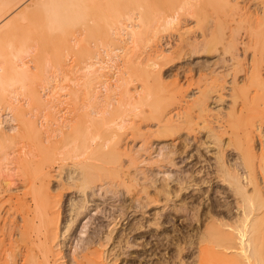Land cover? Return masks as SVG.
<instances>
[{
  "label": "bare ground",
  "instance_id": "obj_1",
  "mask_svg": "<svg viewBox=\"0 0 264 264\" xmlns=\"http://www.w3.org/2000/svg\"><path fill=\"white\" fill-rule=\"evenodd\" d=\"M177 1L175 2L179 5L175 6L172 0H0V104L7 106L5 110L9 111L12 120L19 122H17L19 124L18 131L20 128L22 134H32L31 136H34L35 140H40L39 137L41 136H39L38 123L36 122V125L31 118L27 117L25 108L24 110L15 104L18 103L20 93L23 94L24 91L28 92L31 99L30 103L33 102L36 106L45 103H43L44 97L43 99L40 97L41 94L39 95V91L33 88L34 86L31 89H27V86L28 91H22L27 81L31 82L29 78L34 75L31 70L38 72L42 68L45 55L44 45L41 46L42 43L56 40L55 47L58 48L56 49L59 53L56 52V55L63 57L62 53L65 49L69 50L73 56L93 54V50L88 47L91 35L95 34L100 40L107 41L110 46L106 51L107 61H100L95 57L89 61L85 60V66L81 71H84L86 76L90 75L89 77H91V74L94 76L105 70L116 71L117 62L121 58L123 59L122 54H125L129 45L136 48L141 42L149 43V40L157 38L156 36L159 34L170 33L169 35H171V32L175 30L179 34H177L178 41L174 47L170 46L168 41L163 42L164 44H162L166 48L159 45L160 47H155L153 54L143 57V60L140 59L136 65L132 64L135 68V74L121 73L119 69L112 74V77L116 79V73H121L118 77L120 81L117 80L119 84L113 88L118 89L122 98H125L124 104L129 108V110H125L130 111L128 114L133 113L131 118L125 122L110 124L104 130L107 132L104 135L106 137H103L100 136L99 132V135L94 134L93 132L98 130L91 128L96 127V123L100 124L98 125L99 129H101V124L104 125L102 118H97L100 113H89L88 116L85 114L87 116L84 117L85 121L80 117L79 124H83L82 119L87 126L88 124L91 125L88 128L95 131L90 133L91 129L90 131L88 128L87 131L84 129L85 124H83L84 127L77 124V127L84 129V133L82 129H79L80 134L81 132L83 134L81 136L78 129L77 131L75 129L74 133H78L75 136L78 137L77 135H79L81 138H77V140L72 135L68 139L70 142L68 141L66 144L68 147H71V144L74 146L72 145L73 147L69 152L65 151V149H69L67 146L66 148L63 147V153H66L63 156L59 147L62 141L55 142L59 144L57 147L60 151L56 150L55 152L58 155L60 153L61 161L63 160L61 162L63 165L61 164L58 168L64 172V175L59 177L60 184L56 194L51 193L48 188L51 179L50 172L46 170L47 168L37 165L38 169H34V173L31 174L32 176L30 175L33 179L26 178L32 172L28 170L29 173H25L24 171L27 174V176L24 174L26 176L24 177L30 181L28 182L22 173V178L25 180L20 181L21 185L15 189L19 191L30 189L33 199L30 197L31 195L29 197L32 204L28 203L29 199L25 200L27 198L23 199L24 202L21 199L22 194L24 197V194H30V191L13 195L11 189H7L10 192L7 196L0 195V264H116L122 255L123 258L126 257L124 259H130L128 251L133 245H131L128 235L132 232V226H130L131 229L128 227V232L125 229L124 234H120L117 226L125 216L124 213L127 208L145 209L148 205L158 202L155 195H162L165 198V201L169 203L168 206L172 209V213L173 210L177 211V208L197 210V229L192 233L187 231L188 233H185L186 240L183 238L188 245L194 244L196 246L197 255L192 258V262H188L186 256L183 257L182 254L186 246L182 247L181 237V239H175L176 242L174 241L172 256L166 258L164 253L156 259V262H151L150 258H147L148 253L145 250L149 242L145 241L143 245L141 244L143 249L140 250L144 251L145 257L142 252H138L137 264H264V75L261 73V66L264 65V0L262 2L263 45L255 51L252 57V66L247 70L244 68L245 74L242 79H238L236 73L246 64L242 57L243 54L241 56L239 52L241 44L239 34L235 35V32L229 37L225 48H223L222 56L214 62L192 65L186 68L183 65L184 68H175L165 77L161 76L165 65L172 64L182 57V50L190 48L191 56L205 53L206 44L203 46V41L207 39L206 37L210 33V28L204 27L206 25L205 22L203 23L204 17L201 20L205 25L194 18L197 28L198 24L201 23L199 24L201 25L199 31L207 30L203 34L202 31L200 36L191 33L193 31L190 28L191 31L185 30L186 26L184 23L182 24L183 21L181 20L183 15L191 16L190 13L193 17H198L199 5L204 4L203 1L205 2V0ZM212 1L220 4L225 10L227 8L233 16L241 14L238 1L211 0L209 3ZM166 5L171 6L170 10L166 9L169 8ZM156 6L158 9H155ZM162 6H164V10L166 9L165 12L162 11V8V10L160 9ZM243 17L250 19L251 16L241 14V18ZM210 20L209 23L205 19L209 26L214 23ZM71 28L77 29L78 36H83V38L79 39L76 35L74 37L68 36ZM25 33L28 34L27 38L24 37ZM24 39L31 41V45L24 44ZM84 57L87 58L88 56ZM124 58L126 59V56ZM59 61L61 62V60ZM63 64L70 68L65 61L62 62L61 66ZM136 69L140 71L141 76L139 78L137 77L139 72L136 74ZM126 74L130 75L131 79L127 78L128 76L125 78ZM114 75L116 76L114 77ZM134 76L141 84L138 85L139 87L130 89L129 83L132 84V82H129V79L132 80ZM89 77H84L86 78L85 81L89 80ZM228 77L230 80H227ZM165 79L167 80L165 81ZM195 79L198 80L196 84L193 82ZM188 80L190 82H187ZM255 82L263 85L260 93L251 95L252 99L247 98L248 96L245 97L247 92L249 94V86ZM48 83L50 84V82ZM29 84L27 83V85ZM193 87L196 88L193 89ZM50 91L49 93H52ZM242 96L247 100L250 99V101L243 100L244 97ZM21 102L24 103L25 101ZM257 102L261 103L257 105ZM146 105L148 109L144 108ZM254 105L256 108L253 107ZM47 106L45 105L44 108ZM150 120L156 122L154 130L148 124ZM71 121L68 120L69 123ZM76 121L75 123H77ZM69 126L70 124L63 125L66 129ZM74 126H71L72 129ZM71 127L68 128L71 130L70 133L65 131L67 135L62 133V130L65 129H62V126L56 132L69 138L73 132ZM126 130L130 131L126 137L131 138L132 141L130 142H124L126 139L124 141L122 139L123 133H128ZM2 131L0 143L4 144L1 140L7 141L5 144L8 141L11 143L14 138L9 137L6 131L5 134L3 129ZM20 132L18 136L21 134ZM26 135L25 139L28 138ZM73 137L76 141L71 140ZM137 138L142 139V143L138 144L139 146L132 145ZM152 138H158V140L163 138L164 140L163 143H156L157 145H155L150 142ZM48 140L50 139H46L47 143L50 142ZM44 141L38 142L45 149ZM54 141L52 144H55ZM77 141L79 142L75 143ZM63 142L65 144V141ZM50 143L48 148L51 150L50 146L54 145ZM69 143L71 144L69 145ZM40 145L37 144L35 150H42L41 147L38 148ZM4 146L1 147V151L6 148ZM13 146L11 143L12 149ZM57 147L54 146L56 149ZM154 147L155 149H153ZM24 150L26 149H21V152H18L20 154L18 158L25 168L32 165L33 170V157L36 158V152L35 150L33 152V149H31L32 152L30 149L29 152ZM44 153L45 151L42 152L43 156ZM47 153H45L46 157ZM50 153V156L54 155ZM209 153L211 154L210 157L207 156ZM54 157L52 161H54ZM124 158L125 161H123ZM19 159L15 162L20 167L23 164L18 163ZM49 159L52 163L51 158ZM56 159L58 161V158L55 157ZM66 160H70L71 165L66 164V166L64 164ZM24 167H20L19 172ZM65 167L67 169H64ZM131 169L135 170L131 171ZM96 172L99 174H94ZM100 172L103 175L104 173L110 174L112 178L115 176L117 181L119 178L120 184H111L110 182L100 185V183L99 186L91 187V184L94 183L92 180L101 177L99 176L101 175ZM94 175L95 177H93ZM114 178L113 181H115ZM134 185L140 187V192L136 195L141 194L144 197L137 195L138 198H134L136 203H132L134 205L125 206L122 197L124 193L119 188L124 186L130 190L129 187ZM66 189H73L74 194L78 193L76 194L78 195L77 198L67 199L69 200L67 209H65L66 202L62 206L61 201L63 197L61 192ZM149 189L153 190L155 197L150 196ZM97 191H103V193L101 192L102 194L99 195ZM106 194H111L117 203L115 204L112 200L114 205L111 204L112 202L110 203L114 206L112 212L117 214L113 215L110 212V214L112 213L111 221L107 225L103 223V226L100 223L102 220L98 221L100 215L97 214L103 213L101 208L98 210L100 204L97 203L98 206H94V204L92 208L89 202H95L96 198L104 197L103 195ZM216 194L219 195V199L222 198L223 200L214 201L213 196ZM91 196L97 197L89 201L91 198L88 197ZM229 197H231L230 201ZM205 201L208 203L203 207ZM4 202H8L6 206L9 209L6 210L9 211L6 213L11 214L9 220L6 218L9 215H5L6 220L3 218L4 210L2 209L4 206L2 207V205H5ZM177 202H180V205ZM200 207H202L201 212L198 211ZM92 211L95 215H99V218H95ZM17 215L20 217L17 218ZM103 215L106 214L103 213ZM87 217L89 219L94 217L93 222L97 220L98 228L94 227L92 228L93 231H89L87 227L89 219ZM125 219L126 217L123 218V220ZM82 221L84 223L81 224ZM141 227L143 228V226ZM162 229L164 231V228ZM137 232L140 233L141 231L138 230ZM144 235L140 234L141 239L144 238ZM176 235H174L175 238ZM7 236L8 238H6ZM155 237L156 240L160 239L158 236ZM71 239L72 241L76 240V242L71 241V245H75L71 246L73 251L70 250L71 256L69 258L64 248ZM122 243L124 245H121ZM155 244L158 247L156 242ZM160 246L162 245L159 244ZM166 248L168 249V247Z\"/></svg>",
  "mask_w": 264,
  "mask_h": 264
},
{
  "label": "rangeland",
  "instance_id": "obj_2",
  "mask_svg": "<svg viewBox=\"0 0 264 264\" xmlns=\"http://www.w3.org/2000/svg\"><path fill=\"white\" fill-rule=\"evenodd\" d=\"M175 1H177V0H175ZM175 1L173 2V0H172V2L174 3V5L177 6V4H178L177 2L178 1L177 2H175ZM180 1H183V0H179V2ZM210 1L211 0H209V1L208 0H205L206 3L203 1V3H204V4H202L203 7H202L201 4H200L201 6L199 5V10H198V17H199V19H198V17H193V15L191 13H190L191 16H189L187 14L188 17L185 16V15H183L182 18H181V20L183 21L182 24L184 23L185 26H186V29L185 30H187L189 28L192 29L193 32H191V33L195 34L196 36H198V35L200 36L201 32L203 31V29L199 31V29L201 28V25H199V24L202 23V20L201 19L203 17L207 20V22H209L210 19L212 20V22L214 21V23H211L212 24V27H210L211 24H210V26L207 25L210 22L207 23L205 21V19L203 20V23L205 22L206 25L202 23L203 25H205L204 27L208 26V28H210V33L208 34V37H206L207 39H205L203 41L204 42L203 43V46L206 44L205 45V47H206L205 53H201V54H197V55L191 56V54H190L191 51H189L190 48H186V49L182 50V57H183V59H181L182 58L181 57L180 59H177L174 62H172V64L165 65L163 67L164 68L163 71L161 72V76L163 75L165 77V75L170 74L172 71H174L175 68H179V67L182 68L183 65L186 68V67H189V66H192V65L197 66V65H200V64H204V63L207 64V63L214 62L216 59H218L219 57L222 56V50H223V48H225V45L228 42L229 37L233 34V32H235L234 33L235 35L236 34H239L238 36H239L240 42H241V44L239 46V48H240V51L239 52H240L241 56L243 54L242 57H243L244 62L246 64L242 69L237 70V73H236L237 78L238 79H242L244 77V74H245L244 68L247 70L248 68H250L252 66V57H253L255 51H257V48H261L262 45H263L262 44L263 43V23H262V21H263V6H262L263 5L262 4L263 0H232V1H238L239 8L241 9L240 13L242 15H244V14H247L248 15L249 14V17L251 16L250 19L248 17L241 18V14H239L238 16H233L231 14V12H229V10L227 8H226V10H227L226 11L225 8H222V6L220 4L214 3L213 1H212V3H209ZM167 6L168 5H166V7ZM163 7L164 6L160 7V9L161 8L163 9ZM168 7L169 8H166V9L170 10V7L171 6H168ZM155 9H158V6H156ZM166 9L165 10L163 9L162 11L165 12ZM161 10H159V11H161ZM182 12L184 13V11H182ZM228 13H230V14H228ZM205 14H206V16H205ZM235 15H237V14H235ZM200 16H202V17L200 18ZM228 16H229V18H228ZM234 17H235V19H233ZM194 18L195 19L197 18L196 21H201V23L198 24V28H197V25L195 26V22L196 21H195ZM213 18H214V20H213ZM251 18H252V20H251ZM176 31L177 30L171 32V35H169L170 33H165L166 35L164 33L159 34L158 36H156L158 39L157 38H154V39L152 38L153 40H149V43L148 42L146 43V41L145 42H141V43H139L138 47H136V48L133 47L132 45H129L128 46V50H127L128 52L126 51L125 54H122L124 57L126 56V59L123 57V59L121 58V60L119 62H117L118 64H117V68H116L117 70L116 71H118V69H119V71L121 73H124V72L127 73V72H129L128 74L133 75V73L135 71L134 70L135 68H134V66L132 64H135L136 65V63L140 59H142L143 57H146L147 55L153 54L152 52L155 51V47L158 48V47H160L159 45H162L164 47L163 44L166 41H168L171 44L170 46H173V47L177 44L176 41H178L177 40L178 39L177 36L179 34L177 33L178 31L177 32ZM181 32H183V31H181ZM206 32H207V30H204L202 32V34L203 33H206ZM75 35H76V37L78 36L77 29H74V28L69 29L68 36H70V37L73 36L74 37ZM93 36L92 35L90 36L89 43H88L89 49H92L93 50V54H91V55L90 54L89 55L84 54L82 56L81 55H79V56H73L69 50H66L65 49V50H63V53L61 51V53L63 54V57H60V56L57 57L56 52H57V54H59V53H58V50H57L58 48L55 47V45H56L55 44L56 43L55 41L56 40L46 41L45 44H43V43L41 44L42 47L44 45V48L43 49L45 50V55H44L43 62H42V68L40 70H38V72L36 70L35 71L31 70L32 71L31 73H33L34 75H33V77L30 76L32 79L29 78V81H31V82H28L27 81L28 84L29 83H31V84L27 85V83H26L25 84L26 86H24L25 88L22 89V91L23 90H27L28 88L31 89L34 86L33 88H35L37 91H39V95L41 94L40 97L42 99L44 97L43 103L45 102L46 104L45 103L44 104L45 105H48V106L44 108V106H45L44 104H41V105L36 106V104H34L33 102H32L33 104L30 103L29 101H31V99L29 97L28 92L24 91L23 94H21L22 93L21 90H20V92H21L20 93V96H19L18 101H17L18 103L15 104V105L21 106L23 109L25 108L27 110L26 111L27 113H25V114L28 115L27 117L31 118V120L34 121L35 124H36V122L38 123L39 129H40L39 136L41 135L39 137L40 140H38V139L35 140L36 138L34 136H31L32 134L31 135L30 134L26 135L24 133L26 135V137L28 136V138L25 139L24 138L25 135L20 132V128H19V131H18V125H19V124H17L18 121L12 120L11 115L9 114V111L5 110L7 108V106H4V104L2 105V103L0 104V123H1L0 124L1 125V127H0V135H1V133H3V131H2V129H3L5 134L7 132V135L9 137H11L12 139L14 138V140L11 139L12 140V142H11L12 143V146L15 143V145L13 146V149L11 147V143H9L10 141H8L9 144L8 143L5 144V142H7L5 140L4 141L1 140L4 144H1L0 143L1 144V147H3L4 145H6V146H4V148L5 147L6 148L3 149V151L0 150V195H6L7 196L10 193L8 191L9 189H11L10 191L12 192L13 195L15 193L21 194V193L29 192L30 189L29 190L28 189H25V191H22V190L19 191V190H15V189H18L19 188V186L21 185V182L20 181H23V179L27 176V174H25V173H27V172L29 173V171L32 172L26 178L27 179H29V178H32L33 179V177H31L32 176L31 174L34 173V169L35 170L38 169L36 167L37 165H38V167L41 166V167H43L45 169L47 168L46 170L50 172L51 179H50V183H49L48 188H49V191L51 193L56 194V191L58 192L59 184H60V178L59 177L64 175V172L61 171L58 168L62 164L61 162L63 160L61 161V159H62L63 154L64 155L66 154V153H63V151H64V148L63 147L66 148V146H67L66 143L69 141L68 139H70L72 137V135L76 139L77 138H81V136L83 135L82 132L84 133L83 130L86 129V131H87L88 126L89 127L91 126L89 124L87 126L84 123V121H85V118L84 117L86 116L85 114H87V116H88L89 113L90 114H93V113H96V112L97 113H100V115L97 116V118H99V119L102 118V122H103L104 125L102 126V124H101V126H100L101 129H99L98 125H100V124H97L96 123L95 125H97V126L96 127L94 126V127H91V128L92 129L94 128V129L98 130L97 132H93L94 134H98V132H99L100 136H103V137H106L104 135H105V133L107 134V132L104 131V130H105V128L107 129V127L110 124L117 123V122L118 123H121V121H124L125 122L127 119L131 118V115L133 113L131 112V113L128 114V112H130V111H127V110H129V108H128L127 105L124 104L126 102L125 98L124 97L122 98V96L120 94V91L118 89H114L113 88V87H116L119 84L118 81H120V80H118L119 79L118 77H120V74H121L120 72L119 73L118 72L116 73L117 76L114 75V77L115 76L117 77L116 79H114L112 77V74L115 73L116 71L115 70L113 71L112 69H111V71L110 70L101 71L100 73H97L94 76H92V74H91V77H89L90 75L89 76H86L85 72L84 71H81V69L85 66V60L86 61H89L90 59L92 60L93 57H95L97 60H100V61H103V60L104 61H107V59H108V57H106V55H107V52L106 51H107V49H109L108 47H110L109 46V43L107 41H105V40H100L99 37H96L97 35H95V37H93ZM24 37L27 38L28 37V34L25 33V36ZM78 37H79V39H82L83 38V36H78ZM23 43L24 44H30L31 41H28V40L24 39ZM72 44H74V43L72 42ZM76 48H78V47H76ZM164 48H166V47H164ZM84 56H88V57L86 58ZM59 60H61V62ZM63 61H65L70 66V68L64 66V64L61 66V64H62ZM126 61H127V63H126ZM138 72H139V75L137 77L139 78V76H141L140 75V71H137V69H136V74ZM165 72H166V74H165ZM230 73L233 74L232 72H230ZM261 73L264 75V65L263 64L261 66ZM128 74H126L125 78L128 76ZM84 77H89V80L85 81L86 78H84ZM134 77H136V76H134ZM137 77L134 78L135 80L133 78H132V80H130L131 79V76L130 75L127 77V78H130L129 79V82L130 81L132 82V84L129 83L130 84L129 86H131V87H129L130 89H133V87L136 88L138 85L140 86L141 83L139 81H137L138 80ZM83 78H84V80H83ZM123 78H124V76H123ZM166 80L167 79H165V81ZM227 80H230V77H228ZM197 81H198L197 79L193 80V82H195V84L197 83ZM48 82H50V84ZM104 82L106 83V85H104L105 84ZM137 82H139V83H137ZM183 82H184V79H183ZM187 82H190V81L188 80ZM55 85H57V86H55ZM47 86H48V88H47ZM26 87H27V89H26ZM104 87H106L107 89L105 88L106 89L105 90ZM111 87H112V89H111ZM262 87H263V85L261 83H258V82L252 83L251 86H249V88H248V91L250 89L249 94L247 92L245 97L248 96L247 98L252 99V96L254 94L256 95L258 92L260 93ZM58 88H60V89H58ZM195 88L196 87H193V89H195ZM43 89H45V90H43ZM50 90L52 91V93H49ZM53 92H55V93H53ZM45 93H47V94L45 95ZM225 93H227V92H225ZM50 94H52V95L54 94L53 95L54 98L53 97L50 98L52 96ZM49 95H50V97H49ZM242 97H244V96H242ZM245 97L243 98V100L246 99ZM250 99H248V100L250 101ZM123 100H125V101L123 102ZM226 100H227V98H226ZM248 100L246 99V101H248ZM21 101H25L26 103L25 102L22 103ZM49 102H51V103H49ZM19 103H21V104H19ZM260 103L261 102H257V105L260 104ZM24 104H25V106H23ZM42 105H44V106L42 107ZM253 107L256 108V105H254ZM144 108L145 109H148V106L146 105ZM125 109H127V110H125ZM89 116H91V115H89ZM80 117L84 120L83 121L81 119V121L83 122V124H85V128L84 129L82 128V127H84V125L81 124V123H80L81 126L83 125L81 128L79 126H78L79 128L76 126L77 124L80 125L79 124V121H78ZM71 119H72V121H74L73 123H72ZM68 120H70L71 123H69ZM86 120H87V118H86ZM75 121L77 123H75ZM155 123L156 122L154 120H150V122L148 123L150 126H152L151 128L153 130L155 129V127H154V124ZM62 124L63 125L70 124L69 127H71L73 125L76 126V128H75V126L73 127L74 129H72V127L70 128V129L73 130V132H72V134L69 135L70 136L69 138L66 137V135H67V132L70 133L71 130L68 129L69 127L66 129V127H63ZM60 126H62V129L65 128V129H63L64 131L62 130V133L66 134L65 136L63 134H62L63 135L62 136L61 133L59 135V133L56 132V131H58V128ZM91 128H88L89 131H90ZM102 128H103V130H102ZM13 129L17 130L18 132L15 131V130H13ZM75 129H76V131L78 129V133L79 134H80L79 129H82V132H81L82 135L80 134L81 136L77 135L78 137H76L75 134L77 132L74 133ZM92 129H91L90 133L92 131H95V130H92ZM54 131H55V133H54ZM65 131H67V132H65ZM102 131H104V132H102ZM19 132L21 133L19 135L21 137L20 138L21 140L19 139V136H18V133ZM126 132H128V130H126ZM129 132L127 134L126 133H123V136H122L123 137L122 138L123 141H124V139H126V140L128 139L127 141L125 140L124 142H130V141H132L131 138L130 139H129V137L126 138L127 135L129 134ZM12 134H13V136H12ZM16 134H17V136L15 137ZM55 134H57V135H55ZM23 135H24V137H23ZM29 136H31V137H29ZM53 137H54L55 141H54ZM56 137H58L57 140H56ZM60 137L61 138L63 137V139H61ZM74 137L71 140L74 141L75 140ZM22 139H24V140H22ZM46 139H50L48 141H50L51 143L50 142L47 143L46 142ZM51 140L54 141L53 143H55L57 141H58V143H59V141H62V142L65 141V144H64V142L63 143L61 142L60 143V146H59V144H56V143L55 144H52V141ZM141 140L138 139V138H137V140L135 139L134 140V144L132 143V145L135 146V144H136L137 146H139L142 143ZM160 140H162V141H160ZM163 140H164L163 138H160L159 140H158V138H152L150 142L151 143H154L155 145H157L156 143H160V144L163 143ZM13 141H16V142L13 143ZM32 141H33V143L34 142L35 143L34 144L31 143ZM38 141H40V143L44 141V144H46L45 147L47 148V151H46V148L44 149L43 147H41V145L39 144ZM78 142L79 141H77L75 143H78ZM49 143L51 145L56 146V147L59 146L61 148V150H62V153H61L62 156H61L60 153L58 155V153L55 152L56 150L58 151V147L56 149V148H54V146H52V147L50 146V148H51V150H50L48 148V144ZM71 143H69V145ZM37 144L40 145V146H38V148H40V147L42 148V150L40 149V151H42V152L45 151V153H47V152L50 153L52 151V148H54L53 151L55 153L53 151L51 152L52 154L50 153L51 155H53V154L54 155L53 156H50L49 153H47V157H48L47 158L46 157V154L44 153V156H45V158H44L42 152H40L38 150H35L37 148L36 147ZM8 145H10V146L7 147ZM72 145L73 144H71V147H68L67 146V148H69V149H65V151L66 152H69V150L74 146V145L73 146ZM129 146H130V144H129ZM257 146L259 147V143L258 142H257ZM263 146H264V143H263ZM1 147H0V149H1ZM10 147H11L12 150L9 149ZM20 148L21 149H26V150H24L26 152H27V150L29 152V149H30V152H32L31 149H33V152L35 150V152H36L35 153L36 158L33 157V159H34V163H33V167L34 168H33V170H32V167H31L32 165L29 166V167H31L30 169L27 166L25 168L24 167V164L18 158L19 157L18 155H20L19 153L21 152V149ZM60 148H59V150H60ZM17 149H19L20 151H18ZM153 149H155V147ZM263 149H264V147H263ZM48 150H50V151H48ZM16 151H17V153H16ZM58 152H60V151H58ZM39 153H41V154L40 155H36V154H39ZM55 154H56V156H55ZM54 156L56 158H58V161H57V159L55 160V157ZM59 156H60V158H59ZM207 156L210 157L211 154L209 153ZM53 157H54V161H52ZM16 158L19 159L18 160V163L23 164L22 166L24 168H22V169H25V170L20 169L22 172L21 171L19 172V168L22 167V166L20 165V167H19V165L16 164V162H17V159ZM49 158H51L52 163L49 161L50 160ZM37 159H38V161H37ZM15 160H16V162H15ZM44 161H45V163H44ZM69 161L70 160L64 161V164L65 165L66 164L71 165L70 164L71 161L70 162ZM123 161H125V158L123 159ZM53 162H55V163H53ZM211 162H213V160H211ZM42 163H43V165H42ZM179 165H180V163H179ZM139 167L141 168V166H139ZM64 169H67V167H65ZM132 169H131V171H134L135 170V169L134 170H132ZM24 171H25V173H24ZM21 174L23 175V177L25 175L26 176L24 178H22V175ZM60 174H62V175H60ZM94 174H99V172H96ZM19 175L21 176V178H20ZM107 175L105 173H104V175L101 173V175H99L101 177H99V178L97 177L95 179L93 178L94 180H92V181L94 183L91 184L92 185L91 187L99 186L100 183H101L100 185H102L103 183H110V182H111V184H115V183L120 184V181L121 180L119 181V178H118V181H117V178H114L115 177L114 176L113 178L115 179V181H116L115 182V181H113V178L111 177L110 174H107ZM93 177H95V175ZM9 182H11V183H9ZM7 183H8V185H7ZM120 188H119V190L124 193V196H122L124 199L123 198L122 199L124 200L123 202H124V205L125 206L134 205L132 203H136L134 198H138L137 195H139L141 197H144L141 194H137L136 195V193H139L140 192V187L138 185L137 186L136 185L130 186L129 187V189L131 188L130 190L126 189L124 186H121ZM203 189L205 190V187H203ZM26 190H28V191H26ZM101 192L103 193V191H100V192L97 191V194L101 195L102 194ZM148 192L151 193L150 196H152V197H155L156 196L155 199H157L158 202L155 203V204H152V205H148L145 209H141V210L140 209H137V208L136 209H133L132 207L127 208L125 210L126 212L124 213L125 214L124 217H126V219L123 220V218H124L123 217L122 218L123 221L121 220L120 223H119V225L117 226L118 227V230L121 232V233L119 232L120 234H124L125 233V229H126V232H128V227H129V229L132 228L131 229L132 232L128 236H130V242H131V245H133V247H131L130 250L128 251V253L130 255L128 253H126V255L128 254L131 258L129 257L130 259H127L126 260V259H124L126 257L123 258V255H122L120 259L118 258L116 264H120V263L121 264H125V263H127V264H129V263L130 264H137L138 262L136 261V258H137V256H138L139 253H141V252L143 253L144 252V251H140V250L143 249V246L142 245L144 244L145 241L146 242H149V244L146 245L145 250L148 253L147 254L148 255L147 258H150V261L151 262H156V259L159 256L161 257L164 253H165V257L168 258L169 256H172L171 253H174V251H173L174 250V245L173 244H174V241L176 242L175 239H178V238L181 239V237H182V239L180 241L182 243L181 242H179V243L182 244V247H185L186 246V249L183 251V254L182 255H183V257L186 256V260L188 262H192V258H194V256L197 255L196 246L194 244L188 245V243L185 242L184 240H186L185 239V236H186L185 233H188V232L189 233H192V231L194 232L197 229L196 228L198 226V223H196V216H197V214H196L197 212L196 211L197 210L196 209L195 210L193 209L191 211V210H189L187 208H185V209L184 208L183 209L182 208H180V209L177 208L178 210L177 211L176 210H173V213H172L171 207L168 206L169 203L165 201V198L162 197V195L161 196L160 195H158V196L155 195L154 196L152 189H149ZM29 193L30 194L27 193L28 196L26 194H24V197L22 196L23 194L21 195L22 202H24L25 200H28L29 199L28 200L29 201L28 203L29 204H32V200H30L31 198L33 199L32 194H31V191ZM74 193H75V191L73 189L72 190L71 189L70 190L69 189H66L65 191L63 190V192H61V194L63 195L62 200H61L62 201V204H63L62 206H64V202H66L65 203L66 204L65 205V209H67V205H68V201H69L67 199H70L71 197H73V198L76 197L77 198L78 195H76V194H78V193H76V194H74ZM88 194H89V192H88ZM216 195L213 196L215 198V200L213 198L214 201L219 202V201H222L223 200L222 198H220L221 199L220 200L219 197H218L219 195H217V196ZM103 196L104 197H98V198H96L97 196L96 197L95 196L94 197L91 196V197H88V198H91L89 201L93 200L94 198L97 199V200L95 199V202H89L90 205H91L90 207H92V208H93V205L94 204H95L94 206H98L99 204L101 206L103 205V207H101L99 205L98 206V210H101L102 209V212L105 213L106 215H103V213L102 214L97 213V214L100 215V218H99V215H95L94 211H92V212L94 213L95 216L94 215L93 216L95 218H99L98 221H101L102 220L100 223L104 226V224L107 225L111 221L110 219L112 218V213H113V215L117 214L115 212H112L113 211L112 210V207H114V206L111 205V204L114 205V203L115 204H117V203L114 201V198H112L111 194L110 195L109 194H106V195H103ZM105 197H106V199H104ZM25 198H27V199H25ZM110 198H112V199H110ZM230 198L231 197H229V201H230ZM23 199H25V200L23 201ZM111 200L114 201V203ZM6 203L8 204V202H6ZM6 203H5V205H2V207L4 206L3 209H2V210H4L3 211L4 212V216L3 215L2 216L4 218V217H6L5 215H9L8 217H6L9 220L10 219L9 217L11 216V214H9V213L7 214L6 213V211H9V210H6V209H9V207L6 206L7 205ZM97 203H98V205H97ZM102 203H104V204H102ZM207 203H208V201L203 202V204H204L203 207H205L207 205ZM177 204L180 205V202L179 203L177 202ZM201 208L202 207H200V209H198L199 212H201L200 211V210H202ZM175 211H176V213H175ZM3 212H2V214H3ZM110 212H112V213L110 214ZM119 214H120V212H119ZM19 215H17V218L20 217ZM194 215H195V217H194ZM101 216H103V217H101ZM94 217H93V219H94ZM6 218H4V219L6 220ZM87 218L89 219V217H87ZM157 218H159V219H157ZM85 219L83 220L84 222H85ZM93 219L90 218L89 219V223L87 224L88 225L87 227H88V230L89 231L92 230V228H94V227L95 228L96 227L98 228V226H99L96 223L97 220H95V222H93ZM156 219H157V222H156ZM83 221L81 222V224L84 223ZM1 224H3V223H1ZM92 224H93V226H91ZM138 225L139 226L140 225L143 226V228L141 226L139 227ZM130 226H132V227L130 228ZM136 228L138 230H140L141 232L140 233L139 232L136 233V231H138ZM162 228H164V231H163ZM2 229H4V228H2ZM142 231H143V233H142ZM174 231H175V233H174ZM180 233H181V235H180ZM140 234H143V235L145 234L143 239H141L142 237L140 236ZM156 234H158V235H156ZM161 235H162V237H161ZM174 235H176L177 237L175 238ZM155 236H158V238L160 237L161 240L160 239L156 240V237ZM6 238H8V236ZM183 238H184V240H183ZM164 239H165V241L163 242ZM71 241H72V239L69 240L68 243H66V248H64L65 249V253L66 254L68 253L69 258L71 256L69 254L70 250H71V252L73 251V249H71V246H74L75 245V244L71 245ZM154 241L157 243V246L158 247H159V244H161L162 246H160L159 248H162V249H159L158 247H156V244H155ZM72 242L75 243L76 240L75 241H72ZM171 242H173V243H171ZM164 243L167 245L166 247H168V249L165 247V244ZM121 245H124V243H122ZM155 248H157V249H155ZM66 249H67V251H66ZM151 250H152V252H151ZM153 253H155V254L153 255ZM143 256L145 257L144 253H143ZM122 260L124 262L126 260V262L124 263ZM128 261H130V262H128ZM171 262H172V260H171ZM191 264H193V263H191Z\"/></svg>",
  "mask_w": 264,
  "mask_h": 264
}]
</instances>
